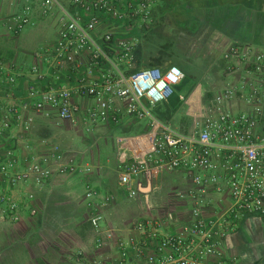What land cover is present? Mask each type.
<instances>
[{
    "label": "built area",
    "instance_id": "2783aa9c",
    "mask_svg": "<svg viewBox=\"0 0 264 264\" xmlns=\"http://www.w3.org/2000/svg\"><path fill=\"white\" fill-rule=\"evenodd\" d=\"M157 1L14 0L12 14L3 19L11 37L40 23L51 24L54 35L34 53L37 64L20 76L0 63V88L6 90L5 101L0 102V179L5 185L0 192V222L20 219L23 205L11 197V190L20 184L41 186L52 173L47 158L19 170L6 141L21 121V111L72 120L87 133L145 122L141 133L116 138L122 191L128 198L145 194L164 172L180 173L192 185L178 195L189 208L188 220L178 232L163 234L160 220H139L123 236L102 227L94 205L99 194L87 184L84 200L92 212L95 254L77 252L71 264H224L221 248L227 235L247 217L264 218V52L229 47L223 58L230 63L229 70L241 76L240 86L216 96L202 121L183 133L151 114L173 96L183 72L176 66L135 68L133 33L150 23ZM61 75L70 77L71 83ZM243 89L248 109L234 113L226 103ZM76 98L90 99L92 104L83 107ZM52 152L58 174L77 172L72 160L63 163L57 147ZM224 197L228 203L212 217L202 215L203 209L222 203ZM111 202L109 196L101 199L102 206ZM168 219L172 221L171 216ZM110 248L114 254L103 255Z\"/></svg>",
    "mask_w": 264,
    "mask_h": 264
},
{
    "label": "crops",
    "instance_id": "0c3cea01",
    "mask_svg": "<svg viewBox=\"0 0 264 264\" xmlns=\"http://www.w3.org/2000/svg\"><path fill=\"white\" fill-rule=\"evenodd\" d=\"M13 2L0 0V63L20 76L23 70L37 64L34 53L52 41L54 29L51 24L40 23L29 27L25 34L9 36L3 28V19L12 14ZM133 35L136 37V69L150 66L164 70L176 66L183 72L184 79L198 81L184 100L183 94L177 92L180 85L176 87L175 94L182 99L181 103L175 105L174 99L166 101L169 113L159 117L166 124H177L181 120L192 122L195 116H205L214 107L215 97L225 89L240 86L241 76L232 73L230 63L223 58L229 47L238 45L264 52V0H158L152 7L150 23ZM60 78L71 83L67 75ZM18 86L21 91L24 83ZM204 92L212 93L213 98L206 100ZM18 94L21 97V93ZM246 97L247 91L239 90L227 101L226 107L234 113L247 110ZM5 98L6 90L1 87L0 102ZM75 101L83 107L92 104L86 98ZM20 116L21 121L11 129L6 141L17 157L19 170L31 161L47 158L52 173L41 186L20 184L10 191L11 197L23 205V210L18 222H0V264H71L77 252L93 256L96 235L90 225L92 212L84 200L87 184L99 194L94 205L102 218V227L116 234H130L129 219L133 215L141 220H160L163 234L178 232L181 224L188 220L189 208L178 195L186 194L192 185L180 173H162L145 193L163 188L165 197L155 202L162 204L173 196L167 190L175 191L173 197L186 208L180 213H170L167 218L161 217L162 210L157 205V213L151 214L144 211V202L138 195L128 198L122 191L118 181L117 148L113 144L107 148L106 139L111 132L124 131L136 123L98 127L85 137L82 125L72 120H59L54 115L45 117L30 111H21ZM168 120L171 122L167 123ZM143 124L145 128L146 123ZM102 141H105L103 147ZM84 144L88 146L84 148ZM53 147H57L64 164L69 160L75 163L77 172H56L58 165ZM4 188L0 179V192ZM29 194L32 200H28ZM108 196L112 202L102 206L101 199ZM227 203L224 197L222 203L203 209L202 215L210 218L217 208ZM32 209L34 214H31ZM221 250L226 258L224 264H264V218L250 216L240 221L227 235ZM102 253L112 255L114 249Z\"/></svg>",
    "mask_w": 264,
    "mask_h": 264
},
{
    "label": "rangeland",
    "instance_id": "374dc122",
    "mask_svg": "<svg viewBox=\"0 0 264 264\" xmlns=\"http://www.w3.org/2000/svg\"><path fill=\"white\" fill-rule=\"evenodd\" d=\"M25 33H26V31H24V34ZM49 36H50V33H49ZM145 68H151V67L150 66H146ZM197 82L198 81L196 79H189V78H185L184 80H182V82L180 83L179 89H177V92H181L183 94L182 95V97H183L182 99L183 100H184V98H185V96L187 94L191 93L194 90V88L197 86ZM203 94H204L206 100H209V99L213 98V94L210 93V92H204ZM171 99H174L173 101H175V105L176 104L178 105V102L181 103V101H182V99H179L178 95L175 94V92H174L173 96L169 100H171ZM165 104L166 103H162V104L156 106L154 109H152L151 114L154 117L159 118L161 116V114L169 113V111L167 112ZM170 113H171V111H170ZM203 117L199 116L197 118L195 116L191 120L192 122H188V120H186V121L185 120L184 121L181 120V121H179V123L173 124V123H169L171 121L168 120L167 123H169V125L172 126L173 128H175V129H177V130H179V131H181L183 133H187V132L192 131L195 123L197 121H202ZM143 123H145V122H140V123H136L135 125H131L130 128H128V129H126L124 131L117 130V131L111 132L110 136H107V139H106L107 148L111 147L112 144H113V146L114 145L116 146V140L115 139L117 137H119V136L136 135V134L141 133L144 130V124ZM82 130L84 132L85 137H87L86 134H88V133L85 132L84 129H82ZM104 142L103 141L101 142V146L102 147L104 146ZM87 146H88V144L87 145L84 144V148H86ZM90 148H93V143H91V142H90ZM170 180L171 179H169V181ZM165 190H167V189H165ZM163 192H164V190H163V188H161V189H158L156 191L154 190V191H152L150 193H147V194H143V195L142 194H138V197H140L141 201L144 202V204H143L144 211H149L151 214H155V213H157V209L156 208L158 206L162 210V212H161V215H162L161 217L162 218H167V216L170 213H173V212L174 213L175 212L176 213H180L181 211H184L186 206L184 205L183 202H181L179 200H176L175 199L176 197L175 198L173 197L174 193H175V191L173 189H168L167 190L168 194L173 195L172 198H170L169 202H164L162 204H156L155 202L157 201V198L160 197L161 199H163L165 197V194ZM146 199H147V201H146ZM155 205H157V206H155ZM153 207L155 209H152ZM181 216L185 217L184 214H182ZM161 217H159V218L161 220H163ZM139 220H141V218L137 217V215L131 216V218L129 219L130 225H132L133 223H135L136 221H139Z\"/></svg>",
    "mask_w": 264,
    "mask_h": 264
}]
</instances>
